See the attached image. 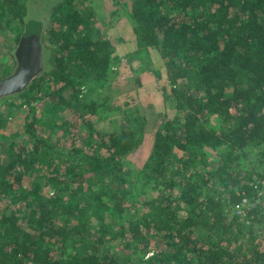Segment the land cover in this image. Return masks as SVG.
Returning a JSON list of instances; mask_svg holds the SVG:
<instances>
[{"label":"trees","instance_id":"trees-1","mask_svg":"<svg viewBox=\"0 0 264 264\" xmlns=\"http://www.w3.org/2000/svg\"><path fill=\"white\" fill-rule=\"evenodd\" d=\"M35 1L0 0V36L15 34L0 77ZM83 1L44 5L43 71L0 102V264H264L262 209L234 210L264 180V0L123 2L175 108L143 166L151 196L131 160L149 118L131 108L120 130L100 129L106 101L84 97L112 80L115 45Z\"/></svg>","mask_w":264,"mask_h":264},{"label":"rangeland","instance_id":"rangeland-1","mask_svg":"<svg viewBox=\"0 0 264 264\" xmlns=\"http://www.w3.org/2000/svg\"><path fill=\"white\" fill-rule=\"evenodd\" d=\"M55 0H37L34 8L39 9L31 16L33 20L44 21L41 16L44 5ZM85 5L95 11L98 31L95 35L108 38L115 45L113 54L111 81H107L104 89L99 84H89L84 87V97L87 101H106L104 112L100 120L95 122V126L100 129L120 130L124 124L127 110L138 108L140 113L145 114L149 120L146 127L145 140L139 150L131 156L132 165L138 181V192L148 196L154 195L157 190L151 187V178L143 172V166L152 151L154 135L158 127H162L161 120L164 118L163 112L175 114L173 102L171 101L170 88L166 66L158 60V52L151 50L147 52L140 50L136 35L133 29V21L128 16L123 5L126 0H85ZM82 4L83 0H78ZM35 9V10H36ZM41 9V10H40ZM50 21L49 15L45 22ZM14 33L10 29L2 31L0 36V61H5L4 52L11 44L14 46L12 38ZM43 63L46 57L43 56ZM0 70V75H2ZM150 105L152 107H150ZM6 114H9L10 106L1 105ZM13 110V109H12ZM210 123L218 124V117L212 116ZM163 128V127H162ZM51 139L63 146L70 141L69 134L63 135L61 130H54L50 134ZM242 218L245 217L239 215ZM248 224V223H247Z\"/></svg>","mask_w":264,"mask_h":264},{"label":"water","instance_id":"water-1","mask_svg":"<svg viewBox=\"0 0 264 264\" xmlns=\"http://www.w3.org/2000/svg\"><path fill=\"white\" fill-rule=\"evenodd\" d=\"M46 22L31 20L25 24L18 41L15 55L16 65L11 73L0 77V102L3 98L20 93L42 73V34Z\"/></svg>","mask_w":264,"mask_h":264},{"label":"built area","instance_id":"built-area-1","mask_svg":"<svg viewBox=\"0 0 264 264\" xmlns=\"http://www.w3.org/2000/svg\"><path fill=\"white\" fill-rule=\"evenodd\" d=\"M255 188L258 189V196L256 199L243 198L235 205V212L238 215L244 216L251 208L258 206L264 213V180H257Z\"/></svg>","mask_w":264,"mask_h":264}]
</instances>
